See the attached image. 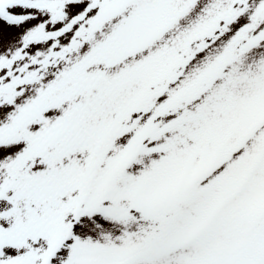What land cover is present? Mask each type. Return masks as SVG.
Returning a JSON list of instances; mask_svg holds the SVG:
<instances>
[{
    "label": "snow or ice",
    "instance_id": "6c2138e0",
    "mask_svg": "<svg viewBox=\"0 0 264 264\" xmlns=\"http://www.w3.org/2000/svg\"><path fill=\"white\" fill-rule=\"evenodd\" d=\"M0 264H264V0H0Z\"/></svg>",
    "mask_w": 264,
    "mask_h": 264
}]
</instances>
